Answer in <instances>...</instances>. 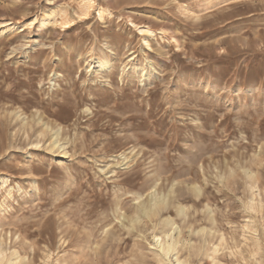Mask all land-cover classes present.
I'll return each instance as SVG.
<instances>
[{
	"label": "rangeland",
	"instance_id": "rangeland-1",
	"mask_svg": "<svg viewBox=\"0 0 264 264\" xmlns=\"http://www.w3.org/2000/svg\"><path fill=\"white\" fill-rule=\"evenodd\" d=\"M0 264H264V0H0Z\"/></svg>",
	"mask_w": 264,
	"mask_h": 264
},
{
	"label": "bare ground",
	"instance_id": "bare-ground-1",
	"mask_svg": "<svg viewBox=\"0 0 264 264\" xmlns=\"http://www.w3.org/2000/svg\"><path fill=\"white\" fill-rule=\"evenodd\" d=\"M157 202H158V201H157ZM159 204H160V205H161V204H164V201H163V202H160ZM159 204H157L156 208L151 209V210H148V211L143 209L144 211L142 212V214H143V213H144L145 215H149V214H152V215H153V214H155V212H157V207H160ZM149 208H150V207H149ZM142 216H143V215H142ZM145 217H146V216H145ZM169 245H170V244H169ZM167 247H168V246H167ZM167 247H166V248H167ZM169 248H170V246H169ZM169 248H168V250H170Z\"/></svg>",
	"mask_w": 264,
	"mask_h": 264
}]
</instances>
